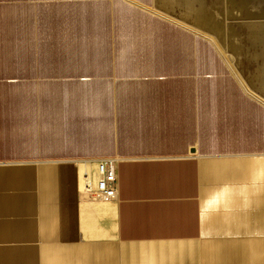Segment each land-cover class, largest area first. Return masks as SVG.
Segmentation results:
<instances>
[{"label":"crops","instance_id":"1","mask_svg":"<svg viewBox=\"0 0 264 264\" xmlns=\"http://www.w3.org/2000/svg\"><path fill=\"white\" fill-rule=\"evenodd\" d=\"M0 264H264V0H0Z\"/></svg>","mask_w":264,"mask_h":264},{"label":"built area","instance_id":"2","mask_svg":"<svg viewBox=\"0 0 264 264\" xmlns=\"http://www.w3.org/2000/svg\"><path fill=\"white\" fill-rule=\"evenodd\" d=\"M119 155L94 160L95 170L85 168L82 173L84 191L97 200H113L118 194Z\"/></svg>","mask_w":264,"mask_h":264}]
</instances>
